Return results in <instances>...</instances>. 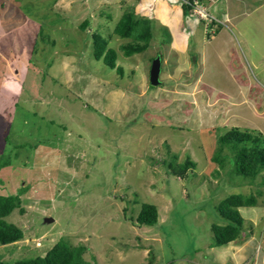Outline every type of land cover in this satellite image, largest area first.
<instances>
[{
    "label": "rangeland",
    "instance_id": "374dc122",
    "mask_svg": "<svg viewBox=\"0 0 264 264\" xmlns=\"http://www.w3.org/2000/svg\"><path fill=\"white\" fill-rule=\"evenodd\" d=\"M199 1L207 13L177 24L186 50L153 24L149 46L126 56L130 39L113 28L140 0H0V193L24 190V212L6 218L24 237L0 259L43 256L63 238L92 264H264V169L246 182L211 160L231 127H264V0ZM97 35L122 74L94 57ZM186 160L185 177L167 165ZM230 194L255 206L239 208L238 239L214 246ZM142 203L156 206V227L136 224Z\"/></svg>",
    "mask_w": 264,
    "mask_h": 264
},
{
    "label": "trees",
    "instance_id": "16d2710c",
    "mask_svg": "<svg viewBox=\"0 0 264 264\" xmlns=\"http://www.w3.org/2000/svg\"><path fill=\"white\" fill-rule=\"evenodd\" d=\"M180 4L185 18L194 15L190 5L184 2ZM19 11L22 12L20 8L17 12ZM165 30L167 32V29ZM113 33L120 38L130 39L120 45V49L127 56L139 53L149 46L155 34V27L148 18L136 14L132 8H129L122 12L114 25ZM106 44V41L101 36L97 35L94 37V57L101 59L109 68L115 67L117 72L122 74L121 66L116 67V51L113 48H106ZM4 136L6 142L9 132L5 133ZM36 142L43 144L53 143L50 139L46 141L38 139ZM216 144L211 160L218 164L219 167L226 165L223 162L227 158L228 164L233 165L235 174L246 178V182H252L258 174L262 173L264 169V138L260 132L236 126L231 127L216 138ZM13 145L17 148L23 146L21 143L17 144V142ZM226 146L233 151V153L230 152L232 155L230 157L223 153ZM17 152H14L15 156H18ZM8 163L9 161L4 158V160L0 161V166ZM167 165L173 174L185 177L187 174L185 172L186 169L193 166L194 163L186 160L183 164L176 163L172 165V162H168ZM23 191V188H20L15 194L7 191L0 193V245L14 244L24 237L23 229L6 219L16 208L19 209L20 213L24 212L21 207L22 199L19 197V194L23 193ZM255 202L253 196L244 194H230L220 200L217 212L224 223L213 222L211 224L214 246L225 245L239 238L243 231V217L239 212V208L255 206ZM157 217L158 210L154 204L142 203L136 216V224L154 228L158 222ZM85 249V245H70L69 242L61 238L43 256L37 255L8 260L0 259V264H92L84 259L83 252Z\"/></svg>",
    "mask_w": 264,
    "mask_h": 264
},
{
    "label": "crops",
    "instance_id": "0c3cea01",
    "mask_svg": "<svg viewBox=\"0 0 264 264\" xmlns=\"http://www.w3.org/2000/svg\"><path fill=\"white\" fill-rule=\"evenodd\" d=\"M175 1L176 0H162V1L161 0H149V1L140 0L139 2L140 4H138L137 6L138 10L136 9L134 10V12L140 16L148 18L154 25L155 24L157 26L160 25L163 28L167 29V32L169 36L171 37L170 45L172 47L175 46L176 48L179 47L180 51H184L187 49L186 48L187 45L184 44L186 43V39H184V37H180L181 34L177 32L176 28H177V24H181L182 22L188 20L189 18L188 17L185 18L181 4L179 2H178L179 4L175 3ZM156 31H157V28H155V34H156ZM177 38H180L181 41L176 42L175 40ZM232 75L236 76V73L234 72L232 73ZM242 84L243 85L239 84L240 89L244 88L245 86L244 81L242 82ZM255 114L259 116L262 115L260 112L257 113L256 111H255ZM257 132H260L264 138V127H262V129Z\"/></svg>",
    "mask_w": 264,
    "mask_h": 264
},
{
    "label": "water",
    "instance_id": "95a60500",
    "mask_svg": "<svg viewBox=\"0 0 264 264\" xmlns=\"http://www.w3.org/2000/svg\"><path fill=\"white\" fill-rule=\"evenodd\" d=\"M159 73H160V57L156 56L151 61V66L149 69V82L151 85H158L160 83L159 81ZM53 220V218L48 217L46 218L47 222H50Z\"/></svg>",
    "mask_w": 264,
    "mask_h": 264
},
{
    "label": "built area",
    "instance_id": "2783aa9c",
    "mask_svg": "<svg viewBox=\"0 0 264 264\" xmlns=\"http://www.w3.org/2000/svg\"><path fill=\"white\" fill-rule=\"evenodd\" d=\"M184 2V1H183ZM191 7H192V11H193V14H196V13H200L201 11H205V8L204 6L202 5V3H200V1L198 0H193L192 1V4H191ZM196 11V13H195ZM206 12V11H205ZM207 13V12H206ZM209 16V15H208ZM212 21V20H211Z\"/></svg>",
    "mask_w": 264,
    "mask_h": 264
},
{
    "label": "bare ground",
    "instance_id": "6f19581e",
    "mask_svg": "<svg viewBox=\"0 0 264 264\" xmlns=\"http://www.w3.org/2000/svg\"><path fill=\"white\" fill-rule=\"evenodd\" d=\"M236 7V6H235ZM42 147V146H41ZM38 149V148H37ZM51 159V158H50Z\"/></svg>",
    "mask_w": 264,
    "mask_h": 264
}]
</instances>
